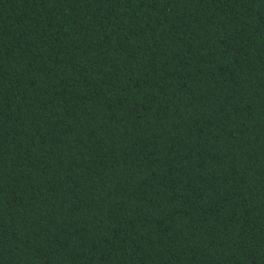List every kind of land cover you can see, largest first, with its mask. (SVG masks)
Returning a JSON list of instances; mask_svg holds the SVG:
<instances>
[{
	"label": "trees",
	"instance_id": "16d2710c",
	"mask_svg": "<svg viewBox=\"0 0 264 264\" xmlns=\"http://www.w3.org/2000/svg\"><path fill=\"white\" fill-rule=\"evenodd\" d=\"M0 264H264V0H0Z\"/></svg>",
	"mask_w": 264,
	"mask_h": 264
}]
</instances>
